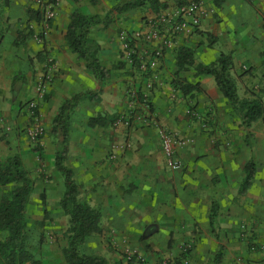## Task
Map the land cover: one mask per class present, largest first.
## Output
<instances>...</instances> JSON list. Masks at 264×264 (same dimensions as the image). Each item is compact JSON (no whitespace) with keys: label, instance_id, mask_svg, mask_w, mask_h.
Returning a JSON list of instances; mask_svg holds the SVG:
<instances>
[{"label":"crops","instance_id":"1","mask_svg":"<svg viewBox=\"0 0 264 264\" xmlns=\"http://www.w3.org/2000/svg\"><path fill=\"white\" fill-rule=\"evenodd\" d=\"M124 1L60 0L55 17L41 28L39 10L35 16L27 11L34 0H0V99L18 97L30 88L43 60L51 62L54 78L41 107L49 133L42 138L41 156L53 163L63 147L60 127L53 123L59 107L76 94L93 93L79 99L64 120V164L73 171L80 200L100 211L103 237L119 245L145 240L151 258L180 256V245L190 241L189 264H264V0H198L199 26L183 29L145 70L139 64L143 53L152 52L147 34L137 41L132 60L125 57L119 34L147 32L157 15L148 4L115 10ZM159 2L167 4L159 15L177 6L175 0ZM74 10L97 20L87 38L98 44L97 59L108 71L102 82L65 39ZM26 20L34 23L32 32ZM184 52L191 54L190 62L182 60L179 67ZM221 54L232 65L237 97L261 100V115L249 126L214 76L196 70ZM132 89L139 95L134 102L128 98ZM119 113L130 114L128 126H113ZM159 128L193 139L177 152L178 171L165 164ZM31 151L25 148L20 156H36ZM119 245L112 256L122 250Z\"/></svg>","mask_w":264,"mask_h":264},{"label":"trees","instance_id":"2","mask_svg":"<svg viewBox=\"0 0 264 264\" xmlns=\"http://www.w3.org/2000/svg\"><path fill=\"white\" fill-rule=\"evenodd\" d=\"M177 4L185 2L175 0ZM148 4L158 16L166 3L159 0H125L115 6V10L122 11L129 8L142 7ZM36 15H39L37 11ZM97 20L93 17L74 10L70 16L65 39L71 50L85 60L86 67L92 71L99 82L108 78L109 74L97 59L98 44L87 38L90 27ZM191 54L184 52L179 57V67L182 60L190 62ZM181 60V61H180ZM232 65L229 58L220 55L218 60L210 65H196L198 73L213 75L223 96L233 105L236 113L246 126L261 115L262 104L260 99H239L236 95L235 84L230 77ZM185 86V85H184ZM183 86V87H184ZM91 91L76 94L64 100L53 119L55 128L60 127L63 147L54 156V166L64 179L65 191L60 201V206L67 216L66 247L63 256L67 264H108L107 260L99 255L87 254L82 251L86 238L100 229V211L81 201L78 197V185L73 180V171L64 164L65 159V129L64 120L69 109L82 97H91ZM251 174H247L245 184H248ZM0 184L11 185L8 196L0 199V230L5 232L0 239V264H41L28 249V235L26 227V206L32 192V181L28 173L22 168L20 157L17 155L0 158ZM45 195H41L44 204ZM216 204L212 205L210 214L211 227H215Z\"/></svg>","mask_w":264,"mask_h":264},{"label":"rangeland","instance_id":"3","mask_svg":"<svg viewBox=\"0 0 264 264\" xmlns=\"http://www.w3.org/2000/svg\"><path fill=\"white\" fill-rule=\"evenodd\" d=\"M28 10L31 11L32 16H35L36 10H39L40 14L39 6L33 2L27 6ZM39 18L36 20L41 28H46L51 21H48L46 23L47 26H45L41 23V17ZM29 21H25V28L32 32L35 25ZM41 30L38 28L37 33L43 37ZM30 66L33 67V65ZM34 71L36 72V70ZM47 76L49 77L47 78ZM53 76L54 71L51 69V62L44 59L42 68L35 75V80L31 84H27L30 86L29 89L26 90L25 87V90L18 97L16 95H7L0 99V158L18 155L22 168L28 173L32 181V192L26 206L25 219L28 249L41 264H67L63 256V249L67 244L65 237L67 216L60 206V201L65 191L63 177L56 170L54 162L49 163L47 156H41L43 153L42 138L47 132L49 133L44 115L41 112L42 104L47 99V87L43 99L39 101L37 106V113L43 127V134L39 139V144L34 143L28 134V128L31 125L28 112L23 110L21 114L22 104L26 105L36 99L38 81L44 79L49 84L53 80ZM25 105L23 106L25 107ZM16 108L21 115L19 112H15L13 115L4 112L5 110H10L11 112ZM124 114L126 113H119L113 118V121ZM128 115L130 116V114ZM25 148L32 150L33 154L35 152L36 156H20ZM10 188L11 185L0 184V199L9 195ZM42 194L46 196V206H43L40 200ZM78 197L82 199L81 194H78ZM4 236L5 232L0 230V239H3ZM117 245H119L117 241L113 242L110 237H103V235L95 232L86 238L82 245V251L87 254L102 256L107 260L108 264H189L190 257H188V254L193 248L192 242L189 241L180 245V256H177L174 252H169L160 253L158 256L151 258L146 255L147 244L145 240H138L134 244L121 240L119 246H122V250L116 249L118 255L112 256L111 250L118 247ZM112 259H114L113 263H111ZM25 264H31V262Z\"/></svg>","mask_w":264,"mask_h":264},{"label":"built area","instance_id":"4","mask_svg":"<svg viewBox=\"0 0 264 264\" xmlns=\"http://www.w3.org/2000/svg\"><path fill=\"white\" fill-rule=\"evenodd\" d=\"M34 1L40 8L41 23L47 26L46 23L55 17L56 6L59 4L60 0ZM201 14L202 11L198 0H186L185 2L177 4L174 11L158 15L154 19L150 20L148 22L149 29L147 32L142 33L140 31L122 30L119 36L122 41V48L125 57L132 60L134 55H136L137 41L140 39L142 34H147V42L151 45L152 52L143 53L142 61L139 64V69L145 70L146 64H150L151 59H158L162 55L164 49L171 48L173 46L176 36L183 29L197 28L201 22ZM48 77L49 76H47V78ZM47 84L46 80L40 79L38 81L36 99L25 105V110L28 112V116L31 120V125L28 128V134L30 139L36 144H39V139L43 134V127L41 126L40 118L37 113V106L39 101L43 99ZM128 98L130 102H134L138 99V90H130L128 92ZM130 117L131 116H129L128 113L119 116L115 121H113V126L116 127L121 124L129 125ZM158 134L167 168L172 171L180 170L182 168V162L179 157H177V152L179 149L190 144L193 139L189 136H183L178 132L165 128H159Z\"/></svg>","mask_w":264,"mask_h":264}]
</instances>
